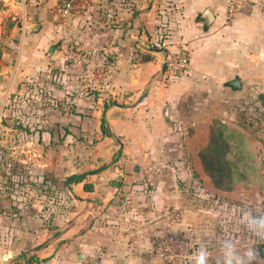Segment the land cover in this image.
Masks as SVG:
<instances>
[{"label":"crops","instance_id":"obj_1","mask_svg":"<svg viewBox=\"0 0 264 264\" xmlns=\"http://www.w3.org/2000/svg\"><path fill=\"white\" fill-rule=\"evenodd\" d=\"M230 1H101L109 13L119 15L111 20L108 42L114 62L100 94H86L84 82L77 85L71 102L78 116L72 121L78 133L91 129L117 140L118 146L109 159H94L88 171L81 165L69 174L62 166L46 164L50 175L44 184L60 190L61 211L51 217L52 225L47 212L37 213L35 205L30 210L15 195L5 199L0 188V264H164L155 244L168 232L191 228L194 254L205 249L208 264H225L229 246L243 264H264V245L245 242L242 226L233 228L236 234L225 226L209 230L199 223L203 209L185 210L179 222L167 214L168 204L179 207L177 175L188 172L186 163L174 160L183 149L182 128L197 122L203 107L234 113L246 90L264 92V0H242L241 14L228 22ZM117 9L124 12L121 24ZM133 9L140 12L135 22ZM207 10L212 20L203 18ZM149 43L163 48L150 49ZM178 53L189 56L190 69L176 78L166 62ZM117 152L119 160L113 162ZM74 175L86 177L68 184ZM242 213L237 207L236 215ZM248 251L258 256L249 260L244 256Z\"/></svg>","mask_w":264,"mask_h":264},{"label":"rangeland","instance_id":"obj_2","mask_svg":"<svg viewBox=\"0 0 264 264\" xmlns=\"http://www.w3.org/2000/svg\"><path fill=\"white\" fill-rule=\"evenodd\" d=\"M101 1L75 0L74 9L65 13L71 0H0L1 195L20 197L30 210L35 205L37 213L47 212L48 219L60 213L61 205L56 184L52 189L44 184L50 175L46 164L62 166L69 174L81 165L88 171L94 159H109L118 146L117 140L91 129L78 133L72 121L78 116L71 102L77 85L84 82L86 94H100L114 62L108 42L111 20L119 15L109 13ZM116 11L121 24L124 12ZM131 14L135 22L140 12ZM149 47L158 49L154 43ZM232 110L220 114V109L203 107L197 122L182 128L183 149L174 160L186 163L188 172L182 171L181 178L178 173L179 207L168 204L167 214L180 213L182 221L185 210L203 209L200 225L209 230L225 226L231 234L242 226L245 242L264 245V227L257 223L264 220V92L246 90L244 102ZM81 151L84 155H77ZM113 160H119L118 152ZM237 207L243 209L241 217ZM191 231L166 234L188 247V264L195 250Z\"/></svg>","mask_w":264,"mask_h":264},{"label":"built area","instance_id":"obj_3","mask_svg":"<svg viewBox=\"0 0 264 264\" xmlns=\"http://www.w3.org/2000/svg\"><path fill=\"white\" fill-rule=\"evenodd\" d=\"M79 0H76V2ZM82 1V0H80ZM75 0L67 3L64 6V12L74 9ZM244 8V2L242 0H231L227 8V20L228 22H233L241 14ZM158 49H162L163 45L156 44ZM167 71L178 74L186 73L190 69V59L186 53H178L166 62ZM181 218L180 213L174 212L172 214L171 220L173 222H179ZM156 254L164 264H188L190 262V254L188 247L185 244L173 237L172 235H166L158 243H156Z\"/></svg>","mask_w":264,"mask_h":264},{"label":"clouds","instance_id":"obj_4","mask_svg":"<svg viewBox=\"0 0 264 264\" xmlns=\"http://www.w3.org/2000/svg\"><path fill=\"white\" fill-rule=\"evenodd\" d=\"M259 226L264 227V220L257 222ZM225 256V264H231L233 259L236 260L237 264H243V259L237 255H235L234 246H229L228 251L224 253ZM249 260L255 259L258 256V253H254L252 251H248L244 254ZM193 258L195 259V264H208V253L205 249L201 248L198 250Z\"/></svg>","mask_w":264,"mask_h":264},{"label":"trees","instance_id":"obj_5","mask_svg":"<svg viewBox=\"0 0 264 264\" xmlns=\"http://www.w3.org/2000/svg\"><path fill=\"white\" fill-rule=\"evenodd\" d=\"M102 132L106 135L107 133H106V122H105V120L103 119L102 120ZM85 177H86V175H74V176H71L70 178H68V180H67V183L68 184H71V183H78V182H82L84 179H85ZM85 188L86 189H89V185L88 184H86L85 185ZM33 261V260H32ZM34 262H38L37 260L36 261H34Z\"/></svg>","mask_w":264,"mask_h":264},{"label":"water","instance_id":"obj_6","mask_svg":"<svg viewBox=\"0 0 264 264\" xmlns=\"http://www.w3.org/2000/svg\"><path fill=\"white\" fill-rule=\"evenodd\" d=\"M203 18L204 19H208V20H212L213 19V14L210 10H207L204 12L203 14ZM52 50V49H51ZM51 53V52H50ZM234 84H237V83H234Z\"/></svg>","mask_w":264,"mask_h":264}]
</instances>
